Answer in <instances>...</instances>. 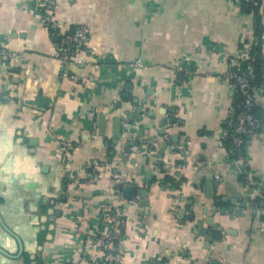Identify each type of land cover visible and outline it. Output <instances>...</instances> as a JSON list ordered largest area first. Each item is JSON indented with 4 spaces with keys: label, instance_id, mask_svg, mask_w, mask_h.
I'll use <instances>...</instances> for the list:
<instances>
[{
    "label": "crops",
    "instance_id": "0c3cea01",
    "mask_svg": "<svg viewBox=\"0 0 264 264\" xmlns=\"http://www.w3.org/2000/svg\"><path fill=\"white\" fill-rule=\"evenodd\" d=\"M44 1L0 0V46L17 53L0 65V264H101L104 209L125 220L124 264H264V205L226 163L224 139L237 101L224 73L256 34L253 10L51 0L64 28L89 30L86 63L63 65ZM256 100L264 119V94ZM129 142L140 152L119 162ZM247 166L264 188V126Z\"/></svg>",
    "mask_w": 264,
    "mask_h": 264
},
{
    "label": "built area",
    "instance_id": "2783aa9c",
    "mask_svg": "<svg viewBox=\"0 0 264 264\" xmlns=\"http://www.w3.org/2000/svg\"><path fill=\"white\" fill-rule=\"evenodd\" d=\"M240 7L249 6L256 9L260 17V33L249 41L243 42L234 55L229 59L224 78L231 84L237 95L234 104L233 122L224 130V139L230 146L226 163L247 190V196L253 202L264 205V188L257 185V180L251 175L247 166V147L255 136H258L264 126L261 117L253 115L257 106V94H264V64L256 68L258 58L264 62V0H227ZM41 19L47 30L57 38L52 56L61 64L80 65L85 64L90 44L89 30L80 25L74 29H66L55 14V4L51 0H45L41 6ZM257 57V60H256ZM17 58V53L0 46V65L5 66L8 62ZM134 68H144L140 61L131 64ZM187 72H180L178 81L184 82ZM74 75L63 73L61 78ZM0 99L7 100L8 97L0 88ZM63 153H70L74 146L69 141L60 142ZM140 148L134 142H129L119 156V162L126 161L134 154L140 152ZM182 150V149H181ZM113 180L119 181L116 170L112 173ZM264 212V208H263ZM101 226L108 228L109 232L95 241L98 251L101 253V264H124L120 248L125 220L109 209H104L100 218Z\"/></svg>",
    "mask_w": 264,
    "mask_h": 264
},
{
    "label": "trees",
    "instance_id": "16d2710c",
    "mask_svg": "<svg viewBox=\"0 0 264 264\" xmlns=\"http://www.w3.org/2000/svg\"><path fill=\"white\" fill-rule=\"evenodd\" d=\"M251 8V7H250ZM253 10V13L255 14V22H256V35H259V33H260V17L258 16V14H257V7H256V9H252ZM256 60H257V57H256ZM264 64V62H263V60H261L260 58H258V60H257V62H256V68H257V70L259 69V66H260V64ZM257 107V106H256ZM258 110H257V108H255L254 110H253V115H255V116H259V117H261L262 118V116L260 115L261 113L260 112H257ZM264 120V119H263ZM227 146H228V150H230V146H229V144H227ZM45 233L46 232H44L43 234H41L42 235V237H41V240L42 239H44L45 238Z\"/></svg>",
    "mask_w": 264,
    "mask_h": 264
},
{
    "label": "water",
    "instance_id": "95a60500",
    "mask_svg": "<svg viewBox=\"0 0 264 264\" xmlns=\"http://www.w3.org/2000/svg\"><path fill=\"white\" fill-rule=\"evenodd\" d=\"M170 122L171 123H175V119H171ZM123 191L125 193H127V196H124V199L132 200V199H134L136 197V193H135L134 187L125 188ZM141 196H144V195L141 193ZM261 204L263 205V203H261ZM56 214L58 215L59 213H56ZM262 216H264V214ZM0 252H2V251H0Z\"/></svg>",
    "mask_w": 264,
    "mask_h": 264
}]
</instances>
